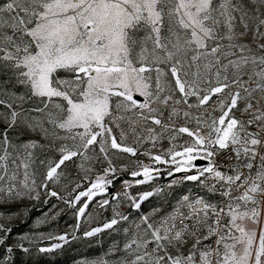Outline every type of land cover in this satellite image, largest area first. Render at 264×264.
<instances>
[{
	"label": "snow or ice",
	"instance_id": "snow-or-ice-1",
	"mask_svg": "<svg viewBox=\"0 0 264 264\" xmlns=\"http://www.w3.org/2000/svg\"><path fill=\"white\" fill-rule=\"evenodd\" d=\"M105 232L79 264H264V0H0V264Z\"/></svg>",
	"mask_w": 264,
	"mask_h": 264
},
{
	"label": "rangeland",
	"instance_id": "rangeland-1",
	"mask_svg": "<svg viewBox=\"0 0 264 264\" xmlns=\"http://www.w3.org/2000/svg\"><path fill=\"white\" fill-rule=\"evenodd\" d=\"M71 169V166H70ZM72 175H75V170L71 169ZM119 184V183H117ZM115 189H112L114 191ZM98 199V198H97ZM58 204L59 207L63 208L64 205L59 202L53 201ZM95 203L90 205L89 211L92 215H97ZM49 211L48 207L43 209L44 213ZM105 213L101 216H97V219H103ZM41 212H36L31 217L27 224L14 223L13 239H18L20 236L28 235H39L43 233L45 235L49 233H60L69 230L70 226L75 223V217L70 210H66L61 213L55 220L49 221L45 224H37V220L41 219ZM19 224V226H17ZM86 226V225H83ZM119 235L116 233L105 232L98 238V242L86 244L81 241L73 242L70 246H65L64 249L58 250L52 254H39L35 251L31 255L25 254L20 250H17L14 256V264H79V261L87 257L89 259H95L103 257L108 249L112 246L114 241L119 240ZM26 246L27 243H26Z\"/></svg>",
	"mask_w": 264,
	"mask_h": 264
},
{
	"label": "crops",
	"instance_id": "crops-1",
	"mask_svg": "<svg viewBox=\"0 0 264 264\" xmlns=\"http://www.w3.org/2000/svg\"><path fill=\"white\" fill-rule=\"evenodd\" d=\"M142 159H145L143 157H141ZM124 178H130L128 177L127 175H125ZM169 181H166L165 178H161L159 181H157V183L161 184V185H166ZM194 184L192 182H188L186 184H183V185H179L176 189H175V192L176 193H181L183 191H188L192 188ZM117 188L120 187V184H117L116 186ZM144 188H147V186H143ZM115 191V190H114ZM169 199H171V197H169ZM174 203V201H173ZM156 206H163V207H167L166 204H163L161 203L160 199L157 198V197H153L151 198L149 201L145 202L144 205L142 206L144 211L147 213V212H150V210L153 208V207H156ZM110 215V212H106L105 213V217L109 216Z\"/></svg>",
	"mask_w": 264,
	"mask_h": 264
},
{
	"label": "built area",
	"instance_id": "built-area-1",
	"mask_svg": "<svg viewBox=\"0 0 264 264\" xmlns=\"http://www.w3.org/2000/svg\"><path fill=\"white\" fill-rule=\"evenodd\" d=\"M167 146V144H165V147ZM177 175H179V174H177ZM170 179H172V178H167V177H165V180L166 181H169ZM191 191H193V192H195V191H197L198 189H196V187H195V185H193L192 186V188L190 189ZM189 191V190H188ZM183 192H187V191H183Z\"/></svg>",
	"mask_w": 264,
	"mask_h": 264
},
{
	"label": "water",
	"instance_id": "water-1",
	"mask_svg": "<svg viewBox=\"0 0 264 264\" xmlns=\"http://www.w3.org/2000/svg\"><path fill=\"white\" fill-rule=\"evenodd\" d=\"M196 163L197 164H203V163H205L204 161H200V160H198V161H196Z\"/></svg>",
	"mask_w": 264,
	"mask_h": 264
}]
</instances>
